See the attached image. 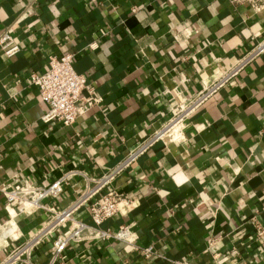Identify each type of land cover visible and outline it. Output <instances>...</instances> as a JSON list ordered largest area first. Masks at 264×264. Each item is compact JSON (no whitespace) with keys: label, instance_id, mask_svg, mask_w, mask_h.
<instances>
[{"label":"crops","instance_id":"crops-1","mask_svg":"<svg viewBox=\"0 0 264 264\" xmlns=\"http://www.w3.org/2000/svg\"><path fill=\"white\" fill-rule=\"evenodd\" d=\"M20 51L0 52V184L47 183L68 169L97 175L164 123L182 98L196 94L264 35V7L229 0H0ZM92 42L96 47H88ZM74 54L73 67L101 102L69 126L43 123L47 106L30 72L49 56ZM179 141L155 143L112 182L131 204L100 224L128 225L136 243L198 264H264V53L220 87L187 120ZM84 186L80 176L45 201L61 208ZM4 205L0 195V257L45 220ZM74 218L89 222L86 208ZM62 226L58 231H64ZM69 245L63 264H164L144 259L110 238ZM52 237L35 248L43 264ZM219 254V255H218Z\"/></svg>","mask_w":264,"mask_h":264},{"label":"built area","instance_id":"built-area-1","mask_svg":"<svg viewBox=\"0 0 264 264\" xmlns=\"http://www.w3.org/2000/svg\"><path fill=\"white\" fill-rule=\"evenodd\" d=\"M247 1L254 11L264 7V0H229L231 3ZM15 27L7 25L0 32V52L11 58L20 51V47L13 35ZM90 49L96 47L92 42ZM264 53V35L238 59L230 63L224 70H218L215 78L204 85L196 94L189 98H182L176 105L171 116L160 126L150 131L135 146L129 149L113 166L97 175H89L78 169H68L60 176L45 183H22L18 176H12L6 182L0 184V195L4 199V205L15 209L16 213L32 214L42 211L46 214L40 227L30 236L20 239L12 236V218L7 220L8 226L5 233L15 243L11 245L0 257V264H36L32 260V254L36 247L52 237V250L43 264H63L67 260L66 250L69 245L78 243L85 238V231L92 230L89 238L108 240L115 238L132 246L144 259L159 258L164 264H198L191 259L171 258L156 251L153 244L140 246L136 243V237L128 225L121 224L116 232L107 228H100V224L113 217L121 206L131 204V200L112 188V182L129 167L136 164L137 160L145 154L155 143L179 141L185 123L190 116L220 87L238 75L254 59ZM74 54L64 52L59 55L49 56L47 68L41 72H30L28 79L30 84L38 89L40 100L47 106L41 115L43 123H54L61 126L73 124L78 116L90 107L101 102V98L94 96L91 89L87 94H82L86 87V78L77 73L73 67ZM74 176H80L84 181L82 191L75 196L66 206L56 208L46 202V199L60 195ZM86 208L89 222L74 218V214L80 208ZM252 226L258 237H264V229L252 218ZM65 226L64 231H58ZM219 255V254H218ZM212 261L219 264V258L213 254Z\"/></svg>","mask_w":264,"mask_h":264}]
</instances>
